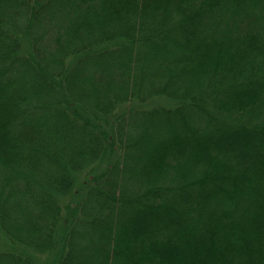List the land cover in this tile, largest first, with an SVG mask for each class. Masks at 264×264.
Masks as SVG:
<instances>
[{
    "label": "trees",
    "instance_id": "trees-1",
    "mask_svg": "<svg viewBox=\"0 0 264 264\" xmlns=\"http://www.w3.org/2000/svg\"><path fill=\"white\" fill-rule=\"evenodd\" d=\"M0 264H264V0H0Z\"/></svg>",
    "mask_w": 264,
    "mask_h": 264
}]
</instances>
